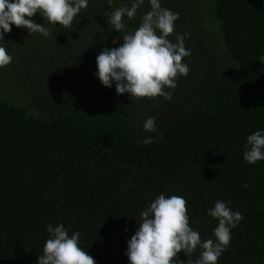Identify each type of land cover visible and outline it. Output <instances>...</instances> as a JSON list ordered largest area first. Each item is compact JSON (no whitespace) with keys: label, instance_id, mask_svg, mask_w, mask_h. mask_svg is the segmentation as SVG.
I'll list each match as a JSON object with an SVG mask.
<instances>
[{"label":"trees","instance_id":"trees-1","mask_svg":"<svg viewBox=\"0 0 264 264\" xmlns=\"http://www.w3.org/2000/svg\"><path fill=\"white\" fill-rule=\"evenodd\" d=\"M159 2L179 15L169 40L188 33L191 50L188 75L165 89L171 100L117 95L96 75V57L123 43L108 15L132 0H88L71 28L45 24L48 37L15 25L4 34L12 62L0 68V264H37L49 224L80 232L96 264H129L128 241L160 194L187 201L202 242L215 239L208 210L217 200L239 211L217 264H264V160L243 158L247 137L264 132V0ZM150 10L144 0L125 16L127 31ZM149 117L155 132L143 129ZM201 251L176 259L195 264Z\"/></svg>","mask_w":264,"mask_h":264},{"label":"clouds","instance_id":"clouds-1","mask_svg":"<svg viewBox=\"0 0 264 264\" xmlns=\"http://www.w3.org/2000/svg\"><path fill=\"white\" fill-rule=\"evenodd\" d=\"M144 0H132L130 7L115 8L108 15V24L117 32H122L123 43L119 47L105 48L96 57L97 72L103 86L111 88L115 82L116 94H130L131 99L164 97L172 99L177 87L176 81L186 77L189 66L183 58L191 55L186 49L185 39L189 35L176 34L175 42L169 40L174 33L177 13L165 9L159 0H149L151 10L141 18L140 26L128 32L123 22L135 18ZM111 6L114 0H108ZM88 0H0V41L10 33L12 25L27 28L30 34L40 33L48 37L52 33L48 25H59L65 29L72 27L74 18L86 9ZM39 14L45 20L43 25L32 19ZM117 43V41H113ZM12 62L5 47L0 46V68ZM264 63V57L261 58ZM146 132H155V118L149 117L143 123ZM153 143V138L144 140L145 145ZM243 158L255 165L264 160V132L256 131L247 137ZM244 187H248L247 184ZM187 201L182 196L158 195L141 213V223L128 241L126 255L129 264H183L176 259L181 251L191 255L197 247L202 249L195 264H217L221 254L230 245L231 230L238 227L243 219L239 211L233 212L225 202L217 200L208 215L218 220L214 229L215 239L201 241L200 234L189 224ZM47 231L51 238L43 246V254L37 264H96V261L79 246L80 232L69 237L63 224Z\"/></svg>","mask_w":264,"mask_h":264}]
</instances>
